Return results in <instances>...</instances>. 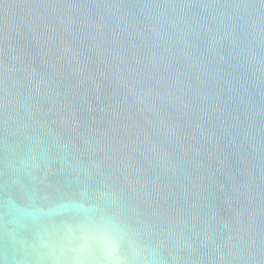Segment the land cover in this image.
I'll return each mask as SVG.
<instances>
[{
    "label": "water",
    "instance_id": "95a60500",
    "mask_svg": "<svg viewBox=\"0 0 264 264\" xmlns=\"http://www.w3.org/2000/svg\"><path fill=\"white\" fill-rule=\"evenodd\" d=\"M76 206L264 264V0H0V264H70Z\"/></svg>",
    "mask_w": 264,
    "mask_h": 264
},
{
    "label": "clouds",
    "instance_id": "9594fccd",
    "mask_svg": "<svg viewBox=\"0 0 264 264\" xmlns=\"http://www.w3.org/2000/svg\"><path fill=\"white\" fill-rule=\"evenodd\" d=\"M74 211L86 223L64 224L59 236L45 233L39 237L42 247L58 259L70 254V264H155L153 251L136 242L131 233L112 217L91 219L88 208Z\"/></svg>",
    "mask_w": 264,
    "mask_h": 264
}]
</instances>
